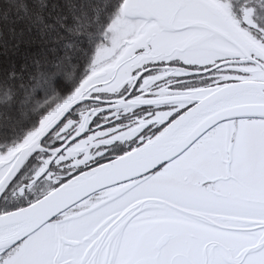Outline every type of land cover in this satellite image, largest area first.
Returning <instances> with one entry per match:
<instances>
[{
  "label": "snow or ice",
  "instance_id": "6c2138e0",
  "mask_svg": "<svg viewBox=\"0 0 264 264\" xmlns=\"http://www.w3.org/2000/svg\"><path fill=\"white\" fill-rule=\"evenodd\" d=\"M0 264H264V0H0Z\"/></svg>",
  "mask_w": 264,
  "mask_h": 264
}]
</instances>
